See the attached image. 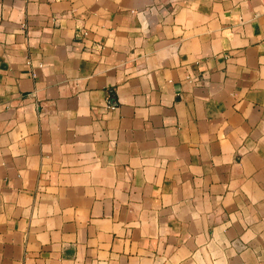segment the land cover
Returning a JSON list of instances; mask_svg holds the SVG:
<instances>
[{"label": "crops", "instance_id": "0c3cea01", "mask_svg": "<svg viewBox=\"0 0 264 264\" xmlns=\"http://www.w3.org/2000/svg\"><path fill=\"white\" fill-rule=\"evenodd\" d=\"M0 264H264V0H0Z\"/></svg>", "mask_w": 264, "mask_h": 264}]
</instances>
